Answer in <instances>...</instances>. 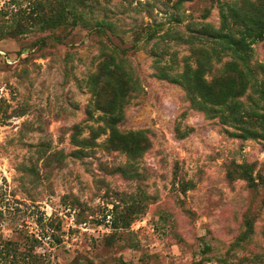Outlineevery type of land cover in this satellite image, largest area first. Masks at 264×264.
Listing matches in <instances>:
<instances>
[{"label": "rangeland", "instance_id": "rangeland-1", "mask_svg": "<svg viewBox=\"0 0 264 264\" xmlns=\"http://www.w3.org/2000/svg\"><path fill=\"white\" fill-rule=\"evenodd\" d=\"M232 1L0 0V239L20 264H264V138L205 111L153 56L181 71L178 31L218 27ZM110 52L133 80L114 127L111 89L93 87ZM253 53L264 63V40ZM242 100L264 107L252 88ZM114 129L146 148L117 147Z\"/></svg>", "mask_w": 264, "mask_h": 264}, {"label": "trees", "instance_id": "trees-1", "mask_svg": "<svg viewBox=\"0 0 264 264\" xmlns=\"http://www.w3.org/2000/svg\"><path fill=\"white\" fill-rule=\"evenodd\" d=\"M60 4L59 1V6ZM24 12L29 19L31 14L35 13L26 9ZM81 15L82 12L79 18ZM34 16L42 27L53 26L59 22L52 21V17L42 16L39 11ZM220 17L218 27L210 22L190 21L186 31H178L179 37L192 44V52L185 57L181 71L172 73L174 68L162 66V59L156 51L153 53L155 65L161 76L181 82L205 111L220 116L224 122L242 129L243 137L264 138V107L262 110L255 107L248 109L242 100L246 91L252 88L260 94L261 101H264V63H253V43L264 40V5L249 0L226 2L220 7ZM92 20L84 18L81 24L93 26ZM98 27L103 28V31L116 29L113 23L100 24ZM116 53L105 54L100 71L95 76V80L101 84L93 86L110 88L112 91V98L104 108L111 114L108 119L111 127L121 120L123 113L120 112L126 101V94L133 88L132 77L123 68L124 58L118 60ZM225 57L230 59L224 62ZM192 59L195 66L191 63ZM217 64H222L223 67L215 73ZM260 73L262 77H259ZM208 76H211V79ZM250 119L252 121L248 123L247 120ZM142 135V132L121 133L114 129L113 143L131 155L137 154L146 148L141 146ZM0 243L3 246L0 251L6 250L5 254L7 258H11V263L20 264L28 259L29 256L19 254L18 243L1 239ZM30 256L34 259L32 254ZM42 256L36 254L38 259L33 261L38 260V263L45 264V258Z\"/></svg>", "mask_w": 264, "mask_h": 264}]
</instances>
